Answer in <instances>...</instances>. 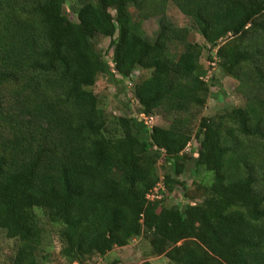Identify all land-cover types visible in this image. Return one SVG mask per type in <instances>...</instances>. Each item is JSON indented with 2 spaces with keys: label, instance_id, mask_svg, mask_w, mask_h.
<instances>
[{
  "label": "trees",
  "instance_id": "obj_1",
  "mask_svg": "<svg viewBox=\"0 0 264 264\" xmlns=\"http://www.w3.org/2000/svg\"><path fill=\"white\" fill-rule=\"evenodd\" d=\"M66 1L0 0V229L17 240L11 264H40L36 208L61 226L70 263L145 236L169 264H264V0H172L248 90L245 106L218 119L199 117L211 91L206 45L165 17L169 0H72L76 20ZM154 14L151 41L143 22ZM98 36L111 39V64ZM102 74L131 80L138 115L109 117L94 91ZM158 111L169 126L140 119ZM194 132V166L212 173L201 202L148 198L160 182L181 184ZM161 158L171 164L163 179Z\"/></svg>",
  "mask_w": 264,
  "mask_h": 264
},
{
  "label": "rangeland",
  "instance_id": "obj_2",
  "mask_svg": "<svg viewBox=\"0 0 264 264\" xmlns=\"http://www.w3.org/2000/svg\"><path fill=\"white\" fill-rule=\"evenodd\" d=\"M79 4L75 1L67 0L64 6L65 14L72 20L77 19L76 10ZM114 13V11H112ZM162 14H154L143 22V28L146 37L154 41L159 29ZM165 17L179 27H188L190 29L189 39L196 41L200 44L206 45L201 56V63L208 69V74L205 76L207 82H211V91L205 106L200 112L201 117H209L218 119L221 114L226 110H231L234 107L245 106L247 99V89L240 87V81L228 76L220 68V62L216 55L218 48H212L210 45L205 44L204 38L198 31L197 26L193 20L185 15L178 6L169 0L165 8ZM110 38L98 36L95 38L97 48L103 53L105 59L111 64V49ZM219 41V44H222ZM170 50L174 55H179L184 45L182 42L170 43ZM210 56L214 58L215 65L210 64ZM214 72V73H213ZM137 75L140 80L149 76L148 70H137ZM215 75L212 78V75ZM133 86L128 78H123L119 74L116 75H99L97 82L94 86V91L100 99L101 107L107 112L110 118L116 116L138 115L137 101L133 97ZM152 121L149 122V127L152 125L169 126L171 120L167 118L161 111H158L151 116ZM145 122V120H143ZM199 127L196 124L195 132ZM194 132L193 139L187 146L185 152L190 155L191 161L186 162L185 171L179 177L181 184L177 185L173 191H163L158 188L154 191V196H162L164 203L168 206L183 207L186 204L200 203L202 200L203 185L209 184L212 179V173L204 168L197 169L194 166V158L196 150L199 147V139ZM158 172L163 179L164 175L171 172V164L165 158H161L158 163ZM37 209L40 221L44 227L45 234L43 240L44 252L38 253L40 264H80L78 262L70 263L61 256L60 250L62 244L59 239V231L61 226L51 223L43 215L42 210ZM17 240L10 239L5 235V232L0 229V264H11L12 258L15 254ZM114 260L117 264H139L144 260H150L154 264H169V260L164 256H157L153 253L150 240L145 236H141L131 241L128 245L119 247L115 246L105 256H95L87 264H111Z\"/></svg>",
  "mask_w": 264,
  "mask_h": 264
},
{
  "label": "built area",
  "instance_id": "obj_3",
  "mask_svg": "<svg viewBox=\"0 0 264 264\" xmlns=\"http://www.w3.org/2000/svg\"><path fill=\"white\" fill-rule=\"evenodd\" d=\"M215 60H216V59H215ZM215 60H214V61H210V64L215 65V62H216ZM129 81L131 82V80H129ZM131 83H132V82H131ZM140 119L145 120V123L148 124V125H149V122L152 121V118H151V117L146 116V115H144V114H140ZM149 126H150V125H149ZM158 188H164L162 182L158 183L157 186L154 188V190L151 191V192L148 194L147 197L150 198V199H153V198L155 197L153 192H154V191H157Z\"/></svg>",
  "mask_w": 264,
  "mask_h": 264
}]
</instances>
